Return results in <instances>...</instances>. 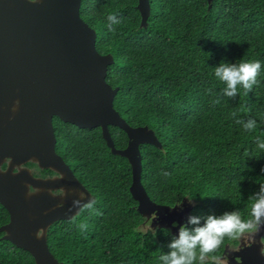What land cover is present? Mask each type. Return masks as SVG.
Instances as JSON below:
<instances>
[{"label": "trees", "instance_id": "obj_1", "mask_svg": "<svg viewBox=\"0 0 264 264\" xmlns=\"http://www.w3.org/2000/svg\"><path fill=\"white\" fill-rule=\"evenodd\" d=\"M149 2L144 27L138 0H82L80 6L96 31L97 51L113 56L106 80L118 87L114 108L129 125L153 129L161 142V148L140 145L141 182L159 204L172 207L192 198L190 215L236 208L246 215L249 195L264 183V150L255 143L264 133V0H213L211 7L207 0ZM109 14L120 21L111 31ZM242 58L262 62L260 83L247 95L241 88L234 99L221 96L224 85L214 68ZM233 112L255 119L257 128L245 131ZM52 122L57 153L101 213L86 210L54 221L47 232L52 254L63 264H157L173 234L158 231L153 238L144 229L147 221L129 190L128 160L110 151L100 127L80 128L57 116ZM109 130L115 147L125 148V131L114 125ZM9 218L0 204V227ZM82 221L89 225L83 232L77 227ZM3 235L0 264H35L30 252ZM231 242L225 241L221 255Z\"/></svg>", "mask_w": 264, "mask_h": 264}, {"label": "water", "instance_id": "obj_2", "mask_svg": "<svg viewBox=\"0 0 264 264\" xmlns=\"http://www.w3.org/2000/svg\"><path fill=\"white\" fill-rule=\"evenodd\" d=\"M12 1V5L0 4V204L10 216L0 227L3 238L30 252L35 264H63L49 249L48 228L56 220L77 214L78 209L69 208L78 197H64L65 191L79 189L93 198L55 149L53 116L80 128L100 127L110 151L125 157L131 166L129 190L138 202V212L146 221L157 213L152 227L178 234L193 205L184 199L182 208L170 207L147 194L141 182L140 145L161 148V142L153 129L129 125L114 108L118 87L106 80L114 59L97 51L96 31L80 15L82 0ZM207 1L211 7L213 0ZM137 8L144 27L150 15L149 0H138ZM109 125L125 131V148L115 147ZM27 162L53 170L57 176L34 177L23 166ZM57 189L63 193L53 197L50 191ZM28 190L34 194L29 196ZM260 247L252 245L237 252L234 264H264Z\"/></svg>", "mask_w": 264, "mask_h": 264}, {"label": "clouds", "instance_id": "obj_3", "mask_svg": "<svg viewBox=\"0 0 264 264\" xmlns=\"http://www.w3.org/2000/svg\"><path fill=\"white\" fill-rule=\"evenodd\" d=\"M35 3L36 0H30ZM109 30H114L112 26L120 21L116 14L107 16ZM262 62L258 59L242 58L236 63L221 61L219 66L214 68L216 79L224 85L220 95L234 99L239 95L242 88L247 95L253 90V87L260 83L258 77L261 74ZM220 99L217 97L213 104H219ZM19 105V100L15 101L13 111ZM232 117L235 123L241 125L247 132H252L257 128V121L253 118L247 120L239 119L237 112H233ZM255 143L258 149L264 150V133L257 136ZM264 171V169H262ZM164 176L170 175L163 172ZM30 186H28L29 189ZM39 189L36 191L38 192ZM34 194L28 190V195ZM50 194L56 197V193ZM74 195L78 198L72 200L69 211L73 208L78 209L77 214L89 211L95 215L101 213L95 208L96 200L87 198V193L79 189H68L64 197ZM63 197V198H64ZM192 203V198H188ZM62 206V203L57 205ZM176 206L182 208V202ZM157 213L153 212L149 217V230L154 238L158 231L169 232L168 229L153 228L152 221L157 219ZM78 229L83 232L89 227L86 221L77 224ZM173 227H176L174 224ZM264 230V183H259L258 191L249 195L247 204V214L245 215L239 208L231 211H224L222 214L194 215L187 217L185 223L178 227V234L172 235L167 247V253L160 252L157 258V264H229L228 255H221L220 250L223 248L225 241L242 240L247 247L256 243V237ZM259 249L260 256L264 257V236H260Z\"/></svg>", "mask_w": 264, "mask_h": 264}, {"label": "flooded vegetation", "instance_id": "obj_4", "mask_svg": "<svg viewBox=\"0 0 264 264\" xmlns=\"http://www.w3.org/2000/svg\"><path fill=\"white\" fill-rule=\"evenodd\" d=\"M14 1L12 0H0V4L3 3L4 5H12ZM2 8V7H1ZM29 163V164H28ZM7 166V163H3L2 164V169H5ZM23 166L29 168L31 170V173L33 174L34 177H38V178H54L55 176H57V173L53 170L50 169H43L40 168L36 163L34 162H27L25 163ZM17 167L14 168L15 171H17ZM74 173V172H73ZM32 190V188H31ZM53 193L56 194H62L63 191L60 189L54 190ZM149 224V220H147V222L144 225ZM260 236H264V230L261 231V233L256 237V243H254L253 245H259V239ZM249 248L247 247L246 243L242 240H234L231 243H228L225 245L224 251L222 255H228V259H229V264H234L235 260L238 258V256H236L237 252H241L242 250Z\"/></svg>", "mask_w": 264, "mask_h": 264}, {"label": "rangeland", "instance_id": "obj_5", "mask_svg": "<svg viewBox=\"0 0 264 264\" xmlns=\"http://www.w3.org/2000/svg\"><path fill=\"white\" fill-rule=\"evenodd\" d=\"M148 226H149V224L145 225L144 226V229H148L149 228Z\"/></svg>", "mask_w": 264, "mask_h": 264}]
</instances>
